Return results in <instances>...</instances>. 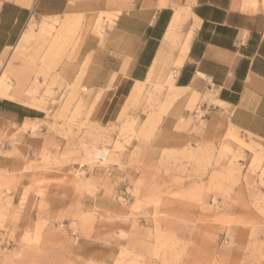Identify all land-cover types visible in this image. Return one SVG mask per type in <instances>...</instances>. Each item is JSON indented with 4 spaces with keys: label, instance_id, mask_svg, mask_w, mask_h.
I'll return each instance as SVG.
<instances>
[{
    "label": "rangeland",
    "instance_id": "374dc122",
    "mask_svg": "<svg viewBox=\"0 0 264 264\" xmlns=\"http://www.w3.org/2000/svg\"><path fill=\"white\" fill-rule=\"evenodd\" d=\"M112 17L33 10L0 54V98L38 110L0 116V264H264V137L173 87L174 45L111 119L92 117L80 50Z\"/></svg>",
    "mask_w": 264,
    "mask_h": 264
},
{
    "label": "crops",
    "instance_id": "0c3cea01",
    "mask_svg": "<svg viewBox=\"0 0 264 264\" xmlns=\"http://www.w3.org/2000/svg\"><path fill=\"white\" fill-rule=\"evenodd\" d=\"M76 1L113 16L103 41L89 37L80 50L89 59L83 82L99 93L91 111L95 120L111 119L133 84L150 81L155 68L172 57L174 45L173 87L205 96L202 107L210 117L264 137V14L250 11L257 1ZM69 2L37 0L33 7L6 2L0 54L16 42L33 10L44 17L61 15ZM37 111L0 98V116L36 118Z\"/></svg>",
    "mask_w": 264,
    "mask_h": 264
},
{
    "label": "bare ground",
    "instance_id": "6f19581e",
    "mask_svg": "<svg viewBox=\"0 0 264 264\" xmlns=\"http://www.w3.org/2000/svg\"><path fill=\"white\" fill-rule=\"evenodd\" d=\"M187 43V40L185 41V43H184V45ZM137 83H140V82H137ZM139 85V84H138ZM136 88V87H135ZM139 88V87H138ZM141 89V88H140ZM140 91V90H139ZM134 92L136 93L137 91H135V89H134ZM130 93H132L131 91H130ZM135 93H134V95H135ZM137 95H138V93H136ZM176 95V94H175ZM178 96V95H177ZM171 99V98H170ZM97 152V151H96Z\"/></svg>",
    "mask_w": 264,
    "mask_h": 264
}]
</instances>
